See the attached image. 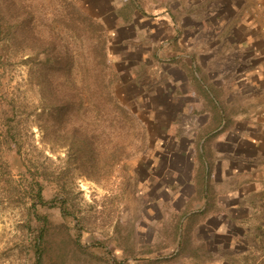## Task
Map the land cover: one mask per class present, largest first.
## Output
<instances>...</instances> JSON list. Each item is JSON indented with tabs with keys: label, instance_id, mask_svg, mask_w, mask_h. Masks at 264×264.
I'll list each match as a JSON object with an SVG mask.
<instances>
[{
	"label": "rangeland",
	"instance_id": "374dc122",
	"mask_svg": "<svg viewBox=\"0 0 264 264\" xmlns=\"http://www.w3.org/2000/svg\"><path fill=\"white\" fill-rule=\"evenodd\" d=\"M23 3L36 14L29 41L16 42L11 51H4L0 36V72L6 65L3 83L30 107L29 143L41 153L48 201L36 209L47 223L31 217L35 210L29 189L23 187L19 193L15 185L14 180L25 187L30 183L21 156L14 148L1 150L10 173H0V264H37L40 229L45 231L40 264H182L186 234L180 229L184 225L181 214L174 212L179 217H170L172 206L170 210L165 204L158 211L151 205L161 196L167 200L171 196L159 193L157 187L176 185L173 168L181 161L176 136L179 141L193 140L200 132L199 116L191 108L183 113L174 110L170 62L159 59L161 44L171 38L164 30L166 20L156 25L151 17L137 25L136 8L153 14V1ZM239 8L254 17L258 48L264 51V0H241ZM116 15L126 18L121 21ZM87 16L91 23L83 21ZM100 36L107 38V79H115L110 88L125 105L123 118L99 99L108 92L98 86ZM39 39L57 55L39 53ZM56 56L59 68L52 65ZM56 96H73L77 106L63 104L56 113ZM42 97L47 103L40 121L36 115L42 111ZM92 101L102 102L101 107L91 106ZM5 102L0 83V118ZM78 146L84 148L83 156ZM115 152L123 156L119 164H115ZM181 177L185 180V174ZM63 197L71 213L68 217L63 212ZM254 199L259 204L250 220L232 228L231 238L219 237L222 244L217 248L210 243L208 260L264 264V191Z\"/></svg>",
	"mask_w": 264,
	"mask_h": 264
},
{
	"label": "crops",
	"instance_id": "0c3cea01",
	"mask_svg": "<svg viewBox=\"0 0 264 264\" xmlns=\"http://www.w3.org/2000/svg\"><path fill=\"white\" fill-rule=\"evenodd\" d=\"M128 1L154 3L153 14L136 8L138 26L146 18L156 25L166 20L171 38L161 44L159 59L170 62L175 113L191 108L199 116L195 139L176 136V185L157 187L170 198L151 205L158 211L172 206L170 217L181 214L182 264H219L214 255L208 260L210 243L217 248L219 237L243 227L259 204L254 197L264 191V51L256 21L241 13V0Z\"/></svg>",
	"mask_w": 264,
	"mask_h": 264
},
{
	"label": "trees",
	"instance_id": "16d2710c",
	"mask_svg": "<svg viewBox=\"0 0 264 264\" xmlns=\"http://www.w3.org/2000/svg\"><path fill=\"white\" fill-rule=\"evenodd\" d=\"M30 10V11H29ZM18 14V19L16 18ZM36 15L34 13V10L30 9V6L23 3V0H0V36L2 37L3 43H1L2 50L4 51H11L14 44L16 42L22 44H28L29 41V28L32 23V19ZM85 22L91 23L92 18L87 16L84 18ZM104 31V29H103ZM104 33L102 32V35ZM20 35V37H18ZM23 44V45H24ZM8 45V47H6ZM108 42L107 38L105 36H100L99 43H98V49H99V55L100 59L98 61V65L96 66L97 73H98V86H101L102 92L108 91L104 98L102 96H99L100 101L103 100V102L109 106H113L118 111V114L121 118L125 116L126 109L125 105L121 101L120 97L118 96L117 92L114 89H111V83L114 80L107 79V75L109 73V60H108V48H107ZM12 46V48H10ZM39 46L40 49H36L39 53H45L47 55H57V52H54L55 50L52 49L51 45L45 44L41 39H39ZM70 55V53H69ZM71 56V55H70ZM3 65V63H2ZM52 65L55 68H59V62H58V56L55 57V59L52 61ZM43 69V67L41 68ZM6 72H8V69L6 68V65L1 69L0 72V80H1V91L3 92L4 99L6 100L5 103H3L1 109V118H0V152L1 150H5L7 148H14L17 153L21 156L23 160V167L25 169V174L29 173L31 177L30 183L27 187L20 184V181H16L15 185L17 184L18 192H23L24 189H29L30 197L32 198V208L35 210V213L32 214L31 217H33L34 220L39 221L42 224H46L47 220L44 216L37 213V209L39 206H47L48 201L45 199L44 191L45 187L42 183V180H44V177L42 173H45V169L43 165L40 164L41 153L37 151L36 146L33 147L29 143L30 134L32 124L31 121V111H28L30 109L29 105L22 101L21 99L15 97L13 93L9 92L10 90L6 88L5 84L3 83L2 79L6 77ZM110 85V86H109ZM104 89V91H103ZM110 90V92H109ZM103 95V94H102ZM68 100V101H67ZM54 106L56 109V113L59 112L60 106L63 104L69 105L71 107H76L77 104L75 102V97L70 96V98L66 97H59L56 96L54 99ZM41 102V113H38L36 116L39 117L38 119L41 121L45 117V113H43L45 105L47 103V100L45 97H42L40 99ZM85 100L82 99V106H85ZM91 106H98L101 107L100 102H90ZM58 116V115H57ZM37 119V120H38ZM39 121V122H40ZM38 127L43 130L42 126L39 125ZM74 134L78 133L77 129L73 130ZM80 148V146H78ZM80 155L83 156L84 148L79 149ZM117 152V151H116ZM114 153L113 157L115 159V164H119L122 159L121 153ZM0 173H10L9 172V165L4 161L3 157H0ZM21 186V187H20ZM63 203V212L65 216H69L71 213H69L66 210V199H62ZM44 233L45 231L40 229L38 232V238H37V246H36V254H37V264H40V257L42 254L41 246L44 242Z\"/></svg>",
	"mask_w": 264,
	"mask_h": 264
}]
</instances>
